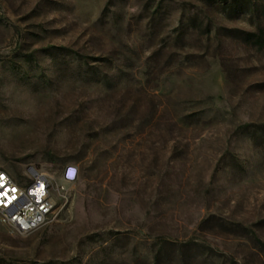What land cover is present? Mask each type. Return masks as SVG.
<instances>
[{"label": "rangeland", "instance_id": "rangeland-1", "mask_svg": "<svg viewBox=\"0 0 264 264\" xmlns=\"http://www.w3.org/2000/svg\"><path fill=\"white\" fill-rule=\"evenodd\" d=\"M0 168V264H264V0H0Z\"/></svg>", "mask_w": 264, "mask_h": 264}, {"label": "built area", "instance_id": "built-area-1", "mask_svg": "<svg viewBox=\"0 0 264 264\" xmlns=\"http://www.w3.org/2000/svg\"><path fill=\"white\" fill-rule=\"evenodd\" d=\"M77 173L76 166L67 165L61 179L73 181ZM10 175L4 169L0 172V221L22 234L32 232L46 223L55 208L52 181L45 173L21 174L18 182H10Z\"/></svg>", "mask_w": 264, "mask_h": 264}, {"label": "bare ground", "instance_id": "bare-ground-1", "mask_svg": "<svg viewBox=\"0 0 264 264\" xmlns=\"http://www.w3.org/2000/svg\"><path fill=\"white\" fill-rule=\"evenodd\" d=\"M4 115H8L9 114V112H4L3 113ZM0 172H3V169L2 168H0ZM22 174H28V171H25L24 173H22ZM10 182H18V178H16L15 176H13V175H10ZM16 232H18V233H21L22 234V231H16Z\"/></svg>", "mask_w": 264, "mask_h": 264}, {"label": "trees", "instance_id": "trees-1", "mask_svg": "<svg viewBox=\"0 0 264 264\" xmlns=\"http://www.w3.org/2000/svg\"><path fill=\"white\" fill-rule=\"evenodd\" d=\"M249 35H252V33H249Z\"/></svg>", "mask_w": 264, "mask_h": 264}]
</instances>
